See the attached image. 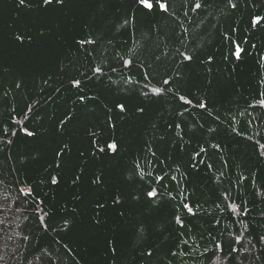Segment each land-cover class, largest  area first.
Listing matches in <instances>:
<instances>
[{
	"label": "trees",
	"instance_id": "trees-1",
	"mask_svg": "<svg viewBox=\"0 0 264 264\" xmlns=\"http://www.w3.org/2000/svg\"><path fill=\"white\" fill-rule=\"evenodd\" d=\"M160 2L0 0V264H264V0Z\"/></svg>",
	"mask_w": 264,
	"mask_h": 264
},
{
	"label": "snow or ice",
	"instance_id": "snow-or-ice-1",
	"mask_svg": "<svg viewBox=\"0 0 264 264\" xmlns=\"http://www.w3.org/2000/svg\"><path fill=\"white\" fill-rule=\"evenodd\" d=\"M21 2H23V0H21ZM49 2H50V0H45V3H49ZM137 3H138L139 6H140L142 9H144L145 11H152V10L155 9V7H156L157 5H158V7L160 8V10H162V11H163V10H166V5H165L164 3H162V2H160V0H155V3L153 2V0H137ZM196 7L198 8V7H200V5L197 4ZM233 7H235V5H233ZM261 19H262V18H260V17H254V18L252 19L251 23H252L253 25H259L260 22H261ZM240 53H241V50L237 47L236 51L234 52V55H235L237 58H239V57H240ZM185 59H190V58H189V57H185ZM185 102L187 103L188 101H185ZM118 107H119L121 110H123V105H119ZM201 107H204V105H201ZM27 134H28L29 136L32 135L31 132H28ZM107 148H108V149H111V150L114 151V150L116 149V145L110 143V144L107 145ZM101 151H103V149H101ZM56 182H57L56 177H53V178H52V183L55 184ZM147 195H148L149 198H153V197L155 196V191H149V192L147 193ZM184 207H185L186 209H188L189 212L191 211V209L189 208V205L185 204ZM177 221H178V223L180 222V221H179V218H177Z\"/></svg>",
	"mask_w": 264,
	"mask_h": 264
}]
</instances>
